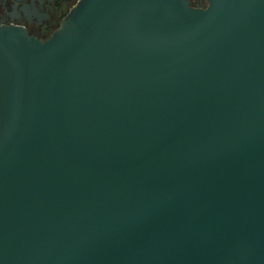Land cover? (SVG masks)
Instances as JSON below:
<instances>
[{
  "label": "water",
  "instance_id": "95a60500",
  "mask_svg": "<svg viewBox=\"0 0 264 264\" xmlns=\"http://www.w3.org/2000/svg\"><path fill=\"white\" fill-rule=\"evenodd\" d=\"M0 264H264V0L0 25Z\"/></svg>",
  "mask_w": 264,
  "mask_h": 264
},
{
  "label": "flooded vegetation",
  "instance_id": "af4514ba",
  "mask_svg": "<svg viewBox=\"0 0 264 264\" xmlns=\"http://www.w3.org/2000/svg\"><path fill=\"white\" fill-rule=\"evenodd\" d=\"M79 0H0V25L23 27L29 35L45 41L60 28L62 20ZM191 7L207 8L208 0H187Z\"/></svg>",
  "mask_w": 264,
  "mask_h": 264
}]
</instances>
